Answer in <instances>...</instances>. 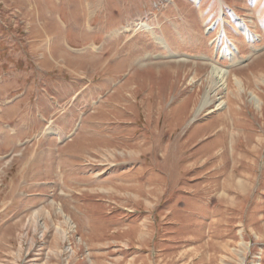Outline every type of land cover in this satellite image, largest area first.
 Returning a JSON list of instances; mask_svg holds the SVG:
<instances>
[{"label": "rangeland", "instance_id": "1", "mask_svg": "<svg viewBox=\"0 0 264 264\" xmlns=\"http://www.w3.org/2000/svg\"><path fill=\"white\" fill-rule=\"evenodd\" d=\"M0 264H264V0H0Z\"/></svg>", "mask_w": 264, "mask_h": 264}, {"label": "bare ground", "instance_id": "2", "mask_svg": "<svg viewBox=\"0 0 264 264\" xmlns=\"http://www.w3.org/2000/svg\"><path fill=\"white\" fill-rule=\"evenodd\" d=\"M224 73V72H223ZM221 73L220 71H218L216 68L212 71V76H214V79H220L219 81H224L226 78H225V75Z\"/></svg>", "mask_w": 264, "mask_h": 264}]
</instances>
